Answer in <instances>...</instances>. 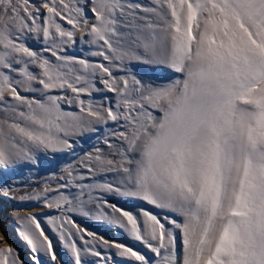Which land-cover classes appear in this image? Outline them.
I'll return each mask as SVG.
<instances>
[{"label":"snow or ice","instance_id":"obj_1","mask_svg":"<svg viewBox=\"0 0 264 264\" xmlns=\"http://www.w3.org/2000/svg\"><path fill=\"white\" fill-rule=\"evenodd\" d=\"M0 174L31 264H264V0H0Z\"/></svg>","mask_w":264,"mask_h":264},{"label":"rangeland","instance_id":"obj_2","mask_svg":"<svg viewBox=\"0 0 264 264\" xmlns=\"http://www.w3.org/2000/svg\"><path fill=\"white\" fill-rule=\"evenodd\" d=\"M84 146L88 147L89 145L85 144ZM42 167H46V168L49 167L50 169L46 170L45 172H41L40 174L36 175V177H33L28 183H26L27 185H30L26 190L31 191V187L37 186L40 180L50 175L53 166L50 164H45ZM25 170L28 173L29 171L31 172L35 169L32 170L24 169L23 170L24 173H26ZM24 185L19 186L17 188H19L21 192H23L25 190ZM16 202L18 201L0 196V236L4 237L5 242L9 246L17 250L21 259L24 260L25 264H31L29 249L26 245V242H24L22 238L19 237L18 233L12 230V227L14 225L16 226V224L11 217L13 215L14 210H19L21 215H24L27 212L39 211L41 206L36 204L35 202H31V203L25 202L23 204H21L20 202L18 203ZM78 222H80L83 226H86L89 230L95 231L109 240L117 241L118 238L119 240H122L125 236L122 235V233L117 232L115 229H112L111 227L105 224H102L100 222L91 219L78 218ZM0 246L3 245L0 244ZM61 255L63 256L64 264H70V260H71L70 256L65 254L62 250H61Z\"/></svg>","mask_w":264,"mask_h":264},{"label":"bare ground","instance_id":"obj_3","mask_svg":"<svg viewBox=\"0 0 264 264\" xmlns=\"http://www.w3.org/2000/svg\"><path fill=\"white\" fill-rule=\"evenodd\" d=\"M49 169H50L49 167L48 168L41 167V169L38 172L36 170H33V171H31V172L29 171L27 173V171L25 170L26 173H24V171L22 173H19V172L18 173H8V175L11 178L8 182L12 183V181H15L16 182L15 187H19V186H22V185L28 183L33 177H36V175L40 174L41 172H45L46 170H49ZM0 183H3V175L2 174H0ZM16 203H18V202H16ZM112 229H114V228H112ZM12 230H14V232L17 233L15 225L12 227ZM122 235H124V234H122ZM117 241L123 242L125 244L133 243L126 236H124V238L122 240H119V238H118ZM137 247H140V246L137 245Z\"/></svg>","mask_w":264,"mask_h":264}]
</instances>
